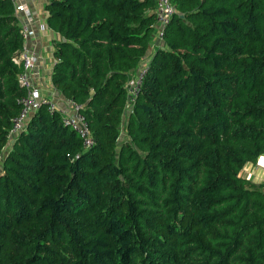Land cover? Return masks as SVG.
<instances>
[{
	"label": "trees",
	"instance_id": "1",
	"mask_svg": "<svg viewBox=\"0 0 264 264\" xmlns=\"http://www.w3.org/2000/svg\"><path fill=\"white\" fill-rule=\"evenodd\" d=\"M52 87L82 107L87 149L23 93L12 0H0V264H264V0H44ZM124 116L123 124H121Z\"/></svg>",
	"mask_w": 264,
	"mask_h": 264
},
{
	"label": "built area",
	"instance_id": "2",
	"mask_svg": "<svg viewBox=\"0 0 264 264\" xmlns=\"http://www.w3.org/2000/svg\"><path fill=\"white\" fill-rule=\"evenodd\" d=\"M155 7L154 13V38L161 40L162 32L168 20L174 12V6L171 0H153ZM14 13L19 19L20 33L23 39V47L20 51L19 60L13 59L15 63L21 64V72L17 75V82L23 87V93L16 98L18 103V111L10 119V127L8 128L7 138L11 140L24 127L29 116L36 111L42 104L46 105L49 113L57 112L61 123L75 131L80 139L81 147L87 149L92 146L93 138L88 126V122L82 113V105L70 100H67V109L58 107L55 102L42 97L39 89L29 78V73L37 63V56L33 52H29L24 48V42L31 35V25L34 18L29 7L25 3L14 4ZM43 24H39V30H44ZM46 27V26H45ZM147 70V61L141 62L135 72L125 83L127 94V104L131 105L134 97L141 86L142 79Z\"/></svg>",
	"mask_w": 264,
	"mask_h": 264
},
{
	"label": "crops",
	"instance_id": "3",
	"mask_svg": "<svg viewBox=\"0 0 264 264\" xmlns=\"http://www.w3.org/2000/svg\"><path fill=\"white\" fill-rule=\"evenodd\" d=\"M14 4L25 3L34 18L33 24L31 25V35L27 37L24 42V48L33 52L37 56V63L29 73V78L33 84L37 86L42 97L55 102V104L63 109H67V100L58 91H56L50 82V72L53 65L52 57V42L56 38V34L48 30L41 33L37 26L39 24H45L46 12L44 10V0H12ZM46 26V24H45ZM161 40L154 38L148 46V49L141 62L148 60L149 56L157 46H161ZM45 49L47 50L45 53ZM135 72V71H134ZM133 72V73H134ZM132 73V74H133ZM242 177L252 181L253 183H264V153L261 154L254 164L246 163L242 167Z\"/></svg>",
	"mask_w": 264,
	"mask_h": 264
},
{
	"label": "rangeland",
	"instance_id": "4",
	"mask_svg": "<svg viewBox=\"0 0 264 264\" xmlns=\"http://www.w3.org/2000/svg\"><path fill=\"white\" fill-rule=\"evenodd\" d=\"M45 25V24H44ZM37 28H38V26H37ZM38 30H39V28H38ZM39 31H41V33L43 34V33H45L46 32V27L44 26V30H39ZM46 49H45V53H46ZM123 120H124V116L122 117V121H121V124H123ZM240 176H242V168H241V170H240Z\"/></svg>",
	"mask_w": 264,
	"mask_h": 264
}]
</instances>
